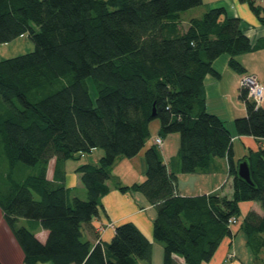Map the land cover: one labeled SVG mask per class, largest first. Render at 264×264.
I'll list each match as a JSON object with an SVG mask.
<instances>
[{
  "label": "trees",
  "instance_id": "16d2710c",
  "mask_svg": "<svg viewBox=\"0 0 264 264\" xmlns=\"http://www.w3.org/2000/svg\"><path fill=\"white\" fill-rule=\"evenodd\" d=\"M247 3L261 24L264 4ZM203 0H0V45L28 35L35 50L0 60V209L23 252L24 264H152L153 244L133 222L116 226L111 242L100 239L93 220L110 191L118 158H134L160 119V136L179 133L182 173H210L227 159L231 197L219 193L180 195L178 176L157 144L146 149V179L122 192H141L157 210L154 237L164 246V264H204L233 227L244 232L256 264L264 263V148L234 162V136L226 122L207 110L205 79L219 76L214 61L228 54L242 76L238 56L264 49L242 19L224 6L208 9L181 27V13ZM88 79L98 95L93 100ZM246 115L235 119L239 136L264 139V107L241 87ZM155 108V114L153 109ZM156 139V138H155ZM155 141V140H154ZM97 164L76 169L87 198L72 197L63 176L68 160L95 149ZM56 159L53 179L48 165ZM248 160L254 185L238 176ZM23 165L33 167L26 173ZM35 194L39 198L35 197ZM256 201L263 214H242ZM236 222L230 225V219ZM35 221L48 231L42 242ZM96 241V242H95ZM95 242V243H94ZM0 264H3L0 260Z\"/></svg>",
  "mask_w": 264,
  "mask_h": 264
},
{
  "label": "crops",
  "instance_id": "0c3cea01",
  "mask_svg": "<svg viewBox=\"0 0 264 264\" xmlns=\"http://www.w3.org/2000/svg\"><path fill=\"white\" fill-rule=\"evenodd\" d=\"M204 1L205 0H203V2ZM259 2L264 4L263 0ZM208 6L209 9L224 6L227 9L229 15L240 17L242 19V25L244 29L254 41L261 37H264V24H261L259 22L256 15L252 12L247 3L240 2L239 0H210L208 2ZM203 10H205L204 12H206L208 9L204 7ZM194 17L199 16L194 15L191 18ZM191 18L189 19V21L191 20ZM188 27H186L185 29H187ZM229 59L230 57L228 54H223L219 56L214 61V67L220 73V75H208L205 79L207 110L211 113L217 114L226 122L228 129L234 136V141H240L241 145H243L245 149L244 152H248V150L257 151L260 148H264V139L255 138L253 136H239L235 129V119L240 116L246 115V107L245 103L240 99L241 74H239L237 71L230 67ZM238 60L246 68V74L255 75L264 87V49L241 54L238 56ZM214 100H216L218 107H216V109L212 111L210 103ZM239 102H242L243 104H240ZM263 104L264 99L262 102V106L264 107ZM160 126V123H151V133H157V136L155 138L160 136ZM168 137L169 136L162 137L163 155L165 152V148H167V145L169 143H167L169 139ZM152 145H154L153 142L149 144L146 143L144 149L134 158H118L117 162L115 163V166H119V170L121 172H127L128 175H131V177H127L125 180L121 179L117 182H115L114 180H109L108 184L111 189L109 193L103 197L100 214L93 220L92 224L95 227L102 241L111 242L115 236L116 226L129 221L135 223L153 244L152 264H164V246L154 237V220L157 216L156 207L152 203H150L149 200L141 192L134 190L122 192L117 187L118 184L130 186L134 183H141L146 179L147 167L144 164L145 151ZM239 147L242 146L239 145ZM233 149L235 156L236 146L234 142ZM94 151L98 150L95 149ZM94 151L92 152V154H94ZM97 153L101 158V154L103 153ZM246 154L247 153H245V155ZM164 156H162V158L168 168L171 171L175 172L178 176V192L180 195L194 196L210 193H219L221 195L231 197L233 193V180L229 176V167L227 159H215L214 170L210 173L185 174L181 172L180 165L173 161L174 156L169 157L168 161L166 159V156ZM69 161L72 160H68L64 165V183L66 187L69 188L72 197L86 199L87 191L83 183L81 182L80 175L79 173H77L76 169L82 163L97 164L98 162L87 161L75 162L76 164H74ZM55 168L56 159L54 158L49 162L48 165L47 176L49 179L54 178ZM240 207L242 214H246L250 210H255L261 215L263 214L261 204L256 201L242 202L240 204ZM20 222L24 223L25 225H29L28 227L31 226L35 228L34 232L36 236L42 242L46 241L48 237V231L36 224L35 221L24 219ZM0 226H5V229L3 228V236H9V233L10 235L13 234L3 218V213L1 209ZM233 229V235L226 237L222 241L221 245L218 247L212 259L208 262H205L204 264H245L240 259V256L238 255L237 251L236 243L240 234V232L238 231V226L235 225ZM4 231L7 232V234L4 233ZM12 236L14 238V235ZM21 253L23 255V252ZM0 260L3 264H5V260L1 258ZM177 260L179 264H187L185 260L180 256H177ZM46 264L52 263L49 262ZM140 264H146V262L140 261Z\"/></svg>",
  "mask_w": 264,
  "mask_h": 264
},
{
  "label": "rangeland",
  "instance_id": "374dc122",
  "mask_svg": "<svg viewBox=\"0 0 264 264\" xmlns=\"http://www.w3.org/2000/svg\"><path fill=\"white\" fill-rule=\"evenodd\" d=\"M209 1L210 0H205L202 5L182 12L181 13V27L184 29L186 27H188V25L190 23L189 19L191 17H193L194 15H197L199 17L203 16V14L205 13L204 12L205 10H203V8L206 7V9H209V6H208ZM263 2H264V0H263ZM34 50H35L34 42L30 39V37L28 35H25L24 37H19L18 39H16L13 42L0 45V60L9 59L12 57H16L19 55L30 53ZM240 78H242V77H240ZM87 81L89 84L90 94L94 100V99H96V97L98 95L97 88L95 87V84L92 81V79H88ZM239 103L243 104L242 102H239ZM210 105H211L212 111H214V109H216V107H218L216 100L211 102ZM240 117H242V116H240ZM152 123L159 124L160 119H155L152 121ZM156 136H157V133H155V132L151 133V137L147 140V144L152 143V142L154 144V139ZM165 136H169L168 137L169 139L167 141V143L169 142L167 145V148H165V143H164V148H165L164 155L166 156L167 161H168L169 157L174 156L173 161H175L176 163H178V165H180V157L178 154V147H179V143H180L179 133H171L169 135H164V137ZM234 144L236 146V155L234 157V162L236 164H238L239 159L243 155H245V153H248V152L247 151L244 152L245 149H244L243 145H241L239 140L234 141ZM239 145L242 147H239ZM156 147L159 150L160 154L162 156H164L162 153V146L157 145ZM97 150L98 151H94V154L88 153V154L83 155L79 160L72 159V161H69V162H72L74 164H76L75 162H87V161L99 162L100 156L98 155L97 152H101L104 154V151H103V149H100V148ZM103 154H101V155L103 156ZM126 160H128V159H126ZM144 164L147 167L145 160H144ZM7 166H8V162L6 161V159L3 158L0 162V169L5 170V169H7ZM114 166L111 169V175H112L111 180H114L115 182H117V181H120L121 179L125 180L127 177L128 178L131 177V175H128L127 172H121L119 170L120 169L119 166H117V165H116L117 167L116 166L114 167ZM23 168H24L23 170L26 173H30L31 171H33V167H31V166L23 165ZM35 197L39 198L37 194H35ZM22 220H24V219H22ZM19 225H25V224L19 222ZM2 226H0V258L5 260V264H22L24 255H22V253H21L22 250H20V246H19L18 242L16 241V239H14L15 237L13 238L12 233H11L12 235H10V233H9V236L8 235L3 236V228L5 229V226L4 227H2ZM27 226H29V225H27ZM236 226H238V225H236ZM4 233L7 234V232H5V231H4ZM236 245H237L238 255L240 256V259L245 264H256V261L254 259V255H253L251 249L246 244V236H245L244 232L240 231ZM262 258L264 259V253L262 254Z\"/></svg>",
  "mask_w": 264,
  "mask_h": 264
},
{
  "label": "built area",
  "instance_id": "2783aa9c",
  "mask_svg": "<svg viewBox=\"0 0 264 264\" xmlns=\"http://www.w3.org/2000/svg\"><path fill=\"white\" fill-rule=\"evenodd\" d=\"M240 85L248 90L249 98L260 104L264 99V87L259 79L252 74H245L241 76ZM155 143L159 146L163 145V138L157 137ZM237 223L235 218L230 219V225Z\"/></svg>",
  "mask_w": 264,
  "mask_h": 264
},
{
  "label": "water",
  "instance_id": "95a60500",
  "mask_svg": "<svg viewBox=\"0 0 264 264\" xmlns=\"http://www.w3.org/2000/svg\"><path fill=\"white\" fill-rule=\"evenodd\" d=\"M153 114H155V108L153 109ZM238 176L245 180L248 184L254 185L251 176V167L248 160H243L238 165Z\"/></svg>",
  "mask_w": 264,
  "mask_h": 264
}]
</instances>
